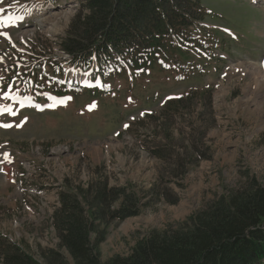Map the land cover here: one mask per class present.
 Listing matches in <instances>:
<instances>
[{
  "label": "rangeland",
  "instance_id": "obj_1",
  "mask_svg": "<svg viewBox=\"0 0 264 264\" xmlns=\"http://www.w3.org/2000/svg\"><path fill=\"white\" fill-rule=\"evenodd\" d=\"M71 2L53 10L47 0H0V17L26 22L0 27L11 37L0 35V95L11 86L22 98L0 100L17 113L0 116L13 125L0 127L1 254L16 247L45 264L42 252L60 251L52 217L68 189L103 182L146 194L140 216L105 230L98 252L107 262L217 197L264 186V0H202L205 52L185 51L166 71L114 74L106 94L87 87L60 107L27 109L25 101L48 106L55 86L79 84L80 70L59 48L77 10Z\"/></svg>",
  "mask_w": 264,
  "mask_h": 264
},
{
  "label": "trees",
  "instance_id": "obj_2",
  "mask_svg": "<svg viewBox=\"0 0 264 264\" xmlns=\"http://www.w3.org/2000/svg\"><path fill=\"white\" fill-rule=\"evenodd\" d=\"M208 16L202 0H78L59 48L75 68L89 70L97 63L96 76L104 81L127 70L136 75L153 68L166 71L167 62L175 66L176 57L192 49L196 41L192 34ZM67 91L72 93L73 88L63 86L55 92L72 96ZM152 190L156 201L165 199ZM145 199L144 192L111 188L103 182L86 190L62 191L52 217L60 251L42 252L44 263L264 264V186L256 182L217 197L181 224L151 231L129 256L102 262L98 247L105 230L140 216L147 209ZM0 260L41 264L16 247L0 253Z\"/></svg>",
  "mask_w": 264,
  "mask_h": 264
},
{
  "label": "snow or ice",
  "instance_id": "obj_3",
  "mask_svg": "<svg viewBox=\"0 0 264 264\" xmlns=\"http://www.w3.org/2000/svg\"><path fill=\"white\" fill-rule=\"evenodd\" d=\"M4 9L0 8V12H3ZM24 19V16L19 15V16H12L9 15L7 17H0V27H5L7 25L10 24H15L17 21H21ZM0 35H4L5 37H7L9 40H11V37L8 35L7 32L4 33H0ZM13 47H16L15 43H13L12 45ZM20 51H23V49H20ZM0 60H2V58H0ZM239 71V69H237ZM3 77H0V80H2ZM22 100V98L18 95V94H13L12 92V87L9 86L7 91H4L2 93V95H0V100ZM24 99H28L31 100V97H26ZM5 113L15 116L17 113L13 110L12 106L10 104H3L0 103V116L4 115ZM22 125L17 124L16 127H21ZM0 127H4V128H11L13 127L12 124L8 123V124H0ZM125 127H127V125H125ZM4 159L5 160H9V154L8 153H4Z\"/></svg>",
  "mask_w": 264,
  "mask_h": 264
},
{
  "label": "bare ground",
  "instance_id": "obj_4",
  "mask_svg": "<svg viewBox=\"0 0 264 264\" xmlns=\"http://www.w3.org/2000/svg\"><path fill=\"white\" fill-rule=\"evenodd\" d=\"M50 13H51V12H50ZM39 23H40V21H39ZM40 25H41V27H43V26H42L43 24H40ZM258 69H259V68H258ZM258 72H259V70L257 71V73H258ZM253 73H255V72H253ZM259 74H260V73H259ZM263 109H264V108H263Z\"/></svg>",
  "mask_w": 264,
  "mask_h": 264
}]
</instances>
